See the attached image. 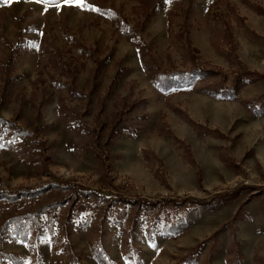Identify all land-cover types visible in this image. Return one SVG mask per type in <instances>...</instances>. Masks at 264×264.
I'll return each instance as SVG.
<instances>
[{"label":"rangeland","instance_id":"1","mask_svg":"<svg viewBox=\"0 0 264 264\" xmlns=\"http://www.w3.org/2000/svg\"><path fill=\"white\" fill-rule=\"evenodd\" d=\"M86 3L99 11L0 0V119L29 134L0 146V192L59 180L134 205L69 219L67 190L36 253L7 237L0 250L23 264H264V0ZM180 73L194 87L152 84Z\"/></svg>","mask_w":264,"mask_h":264},{"label":"trees","instance_id":"2","mask_svg":"<svg viewBox=\"0 0 264 264\" xmlns=\"http://www.w3.org/2000/svg\"><path fill=\"white\" fill-rule=\"evenodd\" d=\"M142 64L143 67L146 68L144 60L142 61ZM156 75L154 78L151 76L152 84L157 89L161 90H166V88L168 87H166L167 84L184 88L192 87L197 83V77H195L194 74L180 73L175 74L174 76L164 74H161L160 76H158V74ZM158 77H160L162 81H158ZM170 81H173V83L171 84ZM61 86H64V84H62ZM225 92L228 94L230 93L232 95L231 97H233L234 95L232 90H228ZM26 136H29L28 132L22 130L18 126H14L11 122L0 119V146L4 144L6 147L13 149L15 148V143H17L19 140L25 141ZM21 144L22 143H20V145ZM21 147L24 148L26 147V145L22 144ZM25 154L27 153H24L23 155ZM43 174L49 175L47 171L43 172ZM66 185H69V183L57 180L55 182H49L45 187L39 189H25L16 192H0V213H13V215L9 216L8 219L3 220V225L0 228V241L5 239L6 237L11 238L12 240L18 239L28 244L30 246L29 249L36 253V250H34V248L36 247V241L39 235L42 232L46 231H49L50 234H52L53 230L55 229V222L53 220L52 213L55 209L64 207V204L68 201L65 200V196H63L64 199L59 196L64 195L66 193L65 191L67 190H71L69 195H74V197L69 200L73 205V209L69 211L70 213L67 216L69 219L78 216L81 211L88 210V208L91 207L85 206V204L100 202L98 207L103 203L107 204L108 206H111V203H122L125 206L129 204H131L130 206L134 205L133 202H128L120 196L116 198H113V196L107 197L102 194H97L96 192H93L91 190H87L81 185L73 184L69 187H66ZM47 195H49L47 197V201L43 200L44 202L41 203V200L44 199ZM55 196H57V198H54ZM20 204L24 205L21 209L18 208ZM93 206H95L94 208H96L95 204ZM125 206L120 208V213L122 215H125ZM106 209H108V207ZM14 212L16 213L15 215ZM106 212H108V210H106ZM109 212H111V210ZM44 215L46 216V218H44ZM194 254H196L195 251L188 258H186L185 261H191ZM95 257L100 264H105L102 258L97 256ZM6 260H10L12 264H23L18 256L5 254L0 250V264H6Z\"/></svg>","mask_w":264,"mask_h":264},{"label":"snow or ice","instance_id":"3","mask_svg":"<svg viewBox=\"0 0 264 264\" xmlns=\"http://www.w3.org/2000/svg\"><path fill=\"white\" fill-rule=\"evenodd\" d=\"M10 2V0H9ZM65 2H68V0H65ZM72 2L76 3L78 6L81 8H85L87 10H94V11H99L94 5L86 3V0H72ZM166 3H169L170 0H165Z\"/></svg>","mask_w":264,"mask_h":264}]
</instances>
